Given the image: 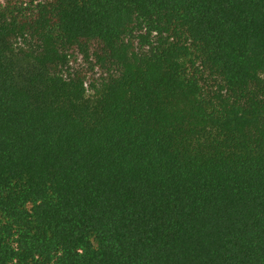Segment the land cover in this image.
I'll return each instance as SVG.
<instances>
[{"label":"trees","instance_id":"obj_1","mask_svg":"<svg viewBox=\"0 0 264 264\" xmlns=\"http://www.w3.org/2000/svg\"><path fill=\"white\" fill-rule=\"evenodd\" d=\"M0 264H264V0H0Z\"/></svg>","mask_w":264,"mask_h":264}]
</instances>
